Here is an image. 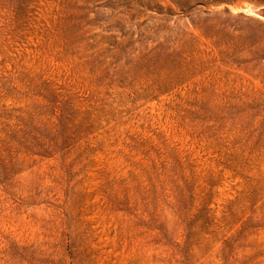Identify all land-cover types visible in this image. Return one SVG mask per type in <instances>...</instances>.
Returning a JSON list of instances; mask_svg holds the SVG:
<instances>
[{"label": "rangeland", "instance_id": "374dc122", "mask_svg": "<svg viewBox=\"0 0 264 264\" xmlns=\"http://www.w3.org/2000/svg\"><path fill=\"white\" fill-rule=\"evenodd\" d=\"M262 8L0 0V264H264Z\"/></svg>", "mask_w": 264, "mask_h": 264}, {"label": "water", "instance_id": "95a60500", "mask_svg": "<svg viewBox=\"0 0 264 264\" xmlns=\"http://www.w3.org/2000/svg\"><path fill=\"white\" fill-rule=\"evenodd\" d=\"M257 14H258L259 16H261L262 18H264V9L258 11Z\"/></svg>", "mask_w": 264, "mask_h": 264}, {"label": "bare ground", "instance_id": "6f19581e", "mask_svg": "<svg viewBox=\"0 0 264 264\" xmlns=\"http://www.w3.org/2000/svg\"><path fill=\"white\" fill-rule=\"evenodd\" d=\"M262 9H264V8H262ZM254 14V13H253ZM257 14V13H256ZM257 16H259L258 14H257ZM260 18H262L261 16H259ZM263 20H264V18H262Z\"/></svg>", "mask_w": 264, "mask_h": 264}]
</instances>
